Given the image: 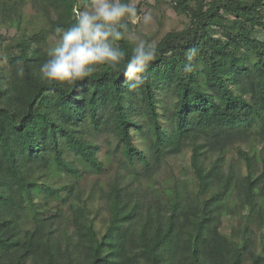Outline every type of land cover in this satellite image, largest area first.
<instances>
[{
	"label": "trees",
	"instance_id": "1",
	"mask_svg": "<svg viewBox=\"0 0 264 264\" xmlns=\"http://www.w3.org/2000/svg\"><path fill=\"white\" fill-rule=\"evenodd\" d=\"M90 3L0 0V264H264V0H156L185 27L125 19L117 67L45 81ZM141 43L157 55L131 87Z\"/></svg>",
	"mask_w": 264,
	"mask_h": 264
},
{
	"label": "clouds",
	"instance_id": "2",
	"mask_svg": "<svg viewBox=\"0 0 264 264\" xmlns=\"http://www.w3.org/2000/svg\"><path fill=\"white\" fill-rule=\"evenodd\" d=\"M137 17V8L128 0H91L89 7L77 14L74 25L62 32L57 46L48 53L50 58L40 66L42 78L50 83L71 84L91 76L94 65L117 67L124 56L117 47V42L123 39L119 29L125 19L134 21ZM156 55L157 50L150 43H141L133 49L124 71L128 80L136 81L131 87L143 83L144 74Z\"/></svg>",
	"mask_w": 264,
	"mask_h": 264
},
{
	"label": "rangeland",
	"instance_id": "3",
	"mask_svg": "<svg viewBox=\"0 0 264 264\" xmlns=\"http://www.w3.org/2000/svg\"><path fill=\"white\" fill-rule=\"evenodd\" d=\"M141 4V9L144 11L142 17H137L133 21L134 29L136 33L131 35L132 37H141V33L146 34L149 37H152L154 41L158 40L165 32L169 29H183L185 27L186 17L177 14L170 6H155L156 0H133L132 4L138 5ZM149 15L150 18L146 19L145 16ZM162 27V28H161ZM141 32V33H140ZM108 145L103 146L102 151L100 152L101 157L105 160L106 164L109 167V173L103 176V180H108V176L112 174L118 167L119 163L114 156H109L106 154ZM260 150L264 153V145L259 147ZM190 155L191 151L189 148H185L180 154L173 156L170 159V163L174 166L177 171H189L190 168ZM170 168L165 166L156 176L157 179L164 178L166 179L168 175L165 174V171H168ZM168 179L170 177L168 176ZM150 184H153V179L145 180ZM229 224L227 220L223 222L222 229L228 230Z\"/></svg>",
	"mask_w": 264,
	"mask_h": 264
}]
</instances>
